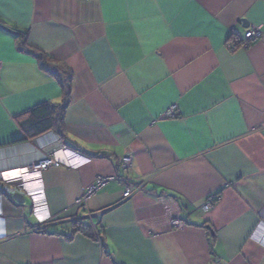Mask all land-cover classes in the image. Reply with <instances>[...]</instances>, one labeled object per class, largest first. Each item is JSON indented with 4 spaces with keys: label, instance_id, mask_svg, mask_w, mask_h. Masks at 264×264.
Masks as SVG:
<instances>
[{
    "label": "crops",
    "instance_id": "obj_1",
    "mask_svg": "<svg viewBox=\"0 0 264 264\" xmlns=\"http://www.w3.org/2000/svg\"><path fill=\"white\" fill-rule=\"evenodd\" d=\"M256 27L264 0H0V172L26 200L0 181V264H264V36L243 46ZM67 73L65 136L26 134L31 110L65 103ZM62 146L64 163L29 167ZM78 220L99 240L68 238Z\"/></svg>",
    "mask_w": 264,
    "mask_h": 264
},
{
    "label": "built area",
    "instance_id": "obj_2",
    "mask_svg": "<svg viewBox=\"0 0 264 264\" xmlns=\"http://www.w3.org/2000/svg\"><path fill=\"white\" fill-rule=\"evenodd\" d=\"M264 36V32L261 30V28H252L251 33L248 37V41H246L243 46L247 47L249 44L253 43V42H257L258 40H260L262 37ZM0 68H1V63H0ZM174 111H175V107L170 108L169 110H167L166 112V116L169 117H173L174 115ZM64 146L59 147V148H52L47 151V155H45L44 158L39 159L35 162H33L29 167L36 171V172H42L43 169L49 168L51 166L54 165H58L61 163H64V161L59 160L57 158V154L60 152L59 150H63ZM65 150V149H64ZM65 163L67 164V166H70L69 162L67 160H65ZM132 163V158L131 156H125L124 158H122V160L120 161V166L123 169H128L131 166ZM112 179V177H99L96 181L95 184L89 186L87 188V190L84 192V194L76 201V205L79 208H84L85 206V202L91 197L93 196L100 188H102L107 182H109ZM117 179L119 181H121V183L124 185V193L123 196L124 198H130L133 194V187L127 183L125 181L124 178L122 177H117ZM0 181H6L5 186H3V191L8 193H14V189L9 185L10 182L7 180L6 176L4 175L3 172H0ZM1 197V195H0ZM219 199V196H212L208 199V201L205 203L204 205V209L206 210H210L213 208L214 203L216 202V200ZM39 203V202H38ZM39 218L40 220H44L46 219L48 216L45 214L44 210H45V205L44 204H40L39 203ZM91 215V214H90ZM91 218V217H90ZM172 225L176 228H182L184 226V222L180 219H173L171 221ZM46 224V222H40L39 224L35 225V229H41L44 225ZM94 231L96 234H99V230H98V226L96 224H94ZM99 237V235H98Z\"/></svg>",
    "mask_w": 264,
    "mask_h": 264
},
{
    "label": "trees",
    "instance_id": "obj_3",
    "mask_svg": "<svg viewBox=\"0 0 264 264\" xmlns=\"http://www.w3.org/2000/svg\"><path fill=\"white\" fill-rule=\"evenodd\" d=\"M24 42L23 45L26 44V38L28 35V31L26 30L24 33ZM240 42L236 43V46H233V49L239 47ZM42 61L44 59L43 56H39ZM43 69L48 71L44 65H41ZM72 79V74L67 73L66 84H64L63 90L65 94V103L60 105L59 107H54L50 104H42L34 108L29 112V114L21 121V126L26 132V134H30L33 137H39L43 134H46L50 131H55L60 134L62 137L65 136L63 122L66 110L68 108L69 103V95H70V83ZM10 196V195H9ZM94 221L87 223L84 220H78L73 223V231L72 235L68 236V238H72L77 234H82L89 238L98 239L100 238V233L96 234L94 231ZM39 229L37 231H42ZM100 232V231H99ZM99 235V237H98Z\"/></svg>",
    "mask_w": 264,
    "mask_h": 264
},
{
    "label": "water",
    "instance_id": "obj_4",
    "mask_svg": "<svg viewBox=\"0 0 264 264\" xmlns=\"http://www.w3.org/2000/svg\"><path fill=\"white\" fill-rule=\"evenodd\" d=\"M244 23H245V26L248 25V23L246 21H244ZM4 29L6 31L12 33V34H17V31H15V30H13V29H11L9 27H4ZM12 198H13V200H14V202L16 204H22V205L25 204V201H26L25 200V197L22 194H20V193H14L13 196H12Z\"/></svg>",
    "mask_w": 264,
    "mask_h": 264
},
{
    "label": "clouds",
    "instance_id": "obj_5",
    "mask_svg": "<svg viewBox=\"0 0 264 264\" xmlns=\"http://www.w3.org/2000/svg\"><path fill=\"white\" fill-rule=\"evenodd\" d=\"M33 212H34V216H35V218H36V220H37V222H48L49 221V219H50V216H49V214L47 213L46 215L48 216L46 219H44V220H40V214H39V203H38V201L36 200V199H33ZM45 205V204H44ZM46 208V207H45Z\"/></svg>",
    "mask_w": 264,
    "mask_h": 264
}]
</instances>
